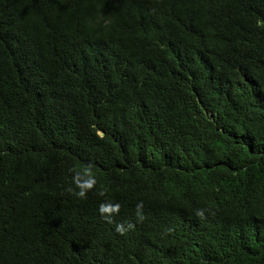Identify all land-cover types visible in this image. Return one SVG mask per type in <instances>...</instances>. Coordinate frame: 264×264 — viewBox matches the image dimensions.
I'll return each instance as SVG.
<instances>
[{
    "label": "trees",
    "instance_id": "16d2710c",
    "mask_svg": "<svg viewBox=\"0 0 264 264\" xmlns=\"http://www.w3.org/2000/svg\"><path fill=\"white\" fill-rule=\"evenodd\" d=\"M0 264H264V0H0Z\"/></svg>",
    "mask_w": 264,
    "mask_h": 264
},
{
    "label": "clouds",
    "instance_id": "9594fccd",
    "mask_svg": "<svg viewBox=\"0 0 264 264\" xmlns=\"http://www.w3.org/2000/svg\"><path fill=\"white\" fill-rule=\"evenodd\" d=\"M117 231L123 232V228H118Z\"/></svg>",
    "mask_w": 264,
    "mask_h": 264
}]
</instances>
